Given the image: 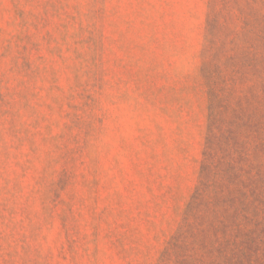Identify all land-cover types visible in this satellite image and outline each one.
Instances as JSON below:
<instances>
[{
  "label": "rangeland",
  "instance_id": "rangeland-1",
  "mask_svg": "<svg viewBox=\"0 0 264 264\" xmlns=\"http://www.w3.org/2000/svg\"><path fill=\"white\" fill-rule=\"evenodd\" d=\"M258 121L264 0H0V264H177Z\"/></svg>",
  "mask_w": 264,
  "mask_h": 264
},
{
  "label": "trees",
  "instance_id": "trees-1",
  "mask_svg": "<svg viewBox=\"0 0 264 264\" xmlns=\"http://www.w3.org/2000/svg\"><path fill=\"white\" fill-rule=\"evenodd\" d=\"M256 129L257 143L249 153L244 143H237L233 131L225 139V131L219 129L221 143L207 139L199 187L187 206L202 214L196 216V232L188 235L191 241L177 244V239L173 243L180 250L177 264H264V138L260 121ZM212 158L216 163L210 177ZM248 158L245 167L241 161Z\"/></svg>",
  "mask_w": 264,
  "mask_h": 264
}]
</instances>
